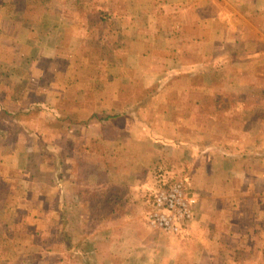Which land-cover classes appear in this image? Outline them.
<instances>
[{"label": "rangeland", "instance_id": "374dc122", "mask_svg": "<svg viewBox=\"0 0 264 264\" xmlns=\"http://www.w3.org/2000/svg\"><path fill=\"white\" fill-rule=\"evenodd\" d=\"M111 6L110 0H0L1 59L12 60L22 54L20 49L15 48L14 43L8 39L7 33L20 36L23 31L26 30V33L33 27L40 38L48 32L55 37L61 27H69L64 26L67 23L75 27L76 38L80 39L74 45V52L67 53L70 55V62L76 64L77 68L79 67L77 86L69 90L66 101L63 103L67 111L60 113V117L57 118L58 122L51 120L47 113H45V118L40 117L38 112L11 116L26 121L33 118L31 121H36L35 124L39 128L38 133L45 139H52V134L59 132L62 135L63 130L60 127L63 125L60 122L62 119L64 122L69 120L78 122L81 119L72 111L82 99V95L74 93L85 90L91 92L92 90L98 94V99L100 91L104 94L103 96H106L107 84L101 77L108 75L112 68L117 67L120 70L121 66L116 65V62L114 66L108 62V66L105 57L110 58V54L116 51L117 57L114 60L121 62L125 57L122 56L124 50L129 51L126 47L132 37L130 27H128L129 23L126 20L128 18L121 17L119 11ZM49 7L53 11L48 12ZM113 9L115 12L111 14ZM1 30L4 33L7 31L6 38L2 36ZM100 38L105 40L104 47L98 46L97 40ZM40 41L43 43L44 39ZM162 43L163 41H153L144 48L147 55L151 54L150 65H142V58L138 56L142 48L138 49L140 46L135 44L136 56L133 61H130V66H127L129 70L127 72L122 70V73L124 75L134 74L139 79L142 77L144 67H151L150 70L162 72L165 68L173 66L160 65L159 58L154 59L153 54H157ZM95 49L100 51L103 49L104 56H106L97 58L94 56ZM88 53H90L89 58L85 57ZM62 61L58 62L61 65H59L60 68L64 65ZM45 64L47 63L43 62L41 67ZM216 66V77L212 83L216 91L214 97L210 95V92L209 95L206 94L204 88L208 81L203 78L192 81L193 87H197L194 94L190 92L179 94L177 91L173 94H170L171 92L166 94V90L157 88L149 94L142 95V90L135 81L133 95L136 97L132 99H135L134 102L138 104L146 103L145 109L143 107L131 109L132 94L128 90L132 89L133 82L123 80L119 86L121 93L119 103L125 109L101 115L94 114L87 121L96 122L100 120L99 118L107 116L123 117L124 123L122 122L121 128L107 129L109 128L107 127L105 129V125L97 127L92 125L83 131L81 127L75 128L68 139L62 137L56 143L53 142L52 146L56 148L55 151H52L54 148L49 145L46 149L44 148L46 151L42 157L31 160V171L37 178L33 175L34 181L29 185L25 183L29 179L16 173L14 168H2L0 170L2 173L0 175V264H108L111 260L110 248L118 247L117 250L121 251L122 246L112 244L113 225L101 222L100 218L115 209L112 207L114 198L122 200L128 194L126 190V188L129 189L128 185L131 182L137 183L142 178H145L148 183L144 186V194L141 193L143 194L142 199L135 198L139 201L135 207L129 209L125 205L124 208L136 212L141 230L142 228L147 232L152 230L156 238L150 244L151 246L158 244L153 248L160 252V262L162 259H169L167 253L161 251L172 249L174 246L178 247L176 240L187 238L186 230H189V227L187 226L180 234L154 230L148 225V214L155 195L167 185L166 182L183 180L196 195L198 202L204 200L205 206L208 207L207 202L212 200L217 213L216 218L226 224L232 221L234 231L228 229L227 234L219 235L222 242L214 243L217 248L213 250L215 251L213 257L200 254V251H196L195 244L189 240L186 241L183 245L185 252H181L184 255L177 258L176 263L264 264V256L259 255L258 251L257 255H227L234 249L243 247L244 240L237 238L239 237L238 231L242 228L251 237L250 251L254 252L256 242L253 240L254 236H262L264 239V81L253 83L248 79L245 83L248 84L245 95H228L221 90L224 87V81L220 77L223 72L222 65L217 64ZM114 69L113 75L116 73ZM21 70L24 71V69ZM34 84L40 87L42 82L36 81ZM162 84L167 83L162 82ZM177 84L179 91L190 87L188 81H180V79L177 80ZM138 90L139 94H136ZM160 105L161 109L158 111ZM169 105L181 109L172 111L169 110ZM8 117L2 118L9 121ZM171 118L184 121V124L181 128H174L168 123ZM132 121L139 122L136 124L134 122L135 125L131 126ZM142 121H146L148 126L142 124ZM110 122L111 124L106 126L114 127V121ZM151 123L157 126L150 128ZM159 123L161 127H158ZM0 124H4L2 120ZM12 130L14 135L20 132L17 128ZM144 131L150 132L151 135L154 133L152 140L156 139L155 135H162L166 138L178 136L184 140L197 138L202 148L203 146L208 147L209 150L205 152L208 153V158L200 159V157H206V154L202 155L198 152L199 150L193 149L191 153L194 154L189 153V150H185L182 155L178 152L175 154L171 148L170 153H166L162 148L156 149V146L151 147L149 144L138 143V140L136 146L139 145L138 148L141 151L149 150V160L145 163L150 167V171L145 177H137L134 173L126 171L127 162L124 159L118 160L115 163L117 166H114L110 160L99 162L100 160L95 155L86 154V157L80 160L81 166L78 170L79 164L75 163V157L78 156L71 155L72 149L86 151L88 147L93 148L94 137L98 132L106 137L114 138L119 135L127 136V134L132 137H141ZM14 139L16 140L15 137H11L10 141L15 142ZM120 146L126 149L130 145L120 143ZM66 149L68 150L67 156H65ZM40 161H48L49 165L57 170L56 180H52V176L48 174L38 172ZM198 168V172H195ZM208 168L212 169L213 174H208ZM111 172L114 175L108 174ZM160 172H163L162 176H159ZM109 180L122 185V187L118 186L119 194H111V184L107 182ZM52 181H56V184L59 181V184L64 187H57L53 190L50 188ZM96 185L104 187L98 189ZM221 189L225 192L223 193ZM212 190L215 192H211ZM218 196L220 198L217 200ZM223 204L228 211L224 214ZM240 218H246L247 225L242 224ZM259 227L262 234L257 235L254 231ZM226 228L224 226L225 230ZM134 235L132 231L126 240H132L131 237ZM246 247L250 246L246 245ZM171 262L169 264L175 263L174 260Z\"/></svg>", "mask_w": 264, "mask_h": 264}, {"label": "crops", "instance_id": "0c3cea01", "mask_svg": "<svg viewBox=\"0 0 264 264\" xmlns=\"http://www.w3.org/2000/svg\"><path fill=\"white\" fill-rule=\"evenodd\" d=\"M110 3L112 8L119 11L121 17L126 16L128 18L126 20L129 23L128 27H130L132 35L126 47L129 51L124 50L122 56L125 57L121 62L114 60L117 57L116 51L114 54H110V58L105 57V62L108 66L109 64L114 66V62H116V65L121 66L120 70L117 67L115 69L112 68L108 75L101 77L107 84L106 96H103L104 94L100 91L98 99V94L92 90L91 92L85 90L84 92L77 91L74 93L75 95H82V99L78 101L76 108L72 111L73 114H76L81 119L78 122H71L70 120L64 122L62 119L60 121L63 123L60 126L63 130L62 135L59 132L55 135L51 133L52 139H45L38 133L39 128L35 124L36 121H31L33 118L26 121L19 118L18 120L16 116H13L38 112L40 117L45 118V113H47L51 120L58 122L57 118L60 117V113L67 111L63 107V103L66 101L65 98L69 90L77 86L76 79L79 71V67L77 68L76 64L70 62V55L67 54L68 52H74L75 43L80 41L74 33L75 27L65 23L64 26L69 27H61L55 37L48 32L42 35V38L37 32L35 33L33 27L28 29L26 33V30L23 31L20 36H14L12 33L8 34L6 31L8 39L14 43L15 48L20 49L22 54L12 60L0 58V119L4 123L0 124V170L2 168H14L16 173L29 179L25 183H28V185L33 183V175L35 176V174L31 171V160L36 157H42L49 145L52 146L53 142L56 143L62 137L68 139L77 127H81L83 131V129L85 130L92 125L97 127L111 124V122H101L100 120L96 122L90 121L86 124L85 122L94 114L101 115L125 109L119 103L121 94L119 86L123 80L129 83L133 82L132 89L128 90L132 94L130 98V105H133L132 110L134 107H137V109H140V107L145 109L147 107L146 103L138 104L134 102L135 99H132L136 97L133 95L136 82H138L142 90V95L149 94L157 88L163 89V91L166 90V94L169 92L173 94L176 91L179 94H186V92L194 94L193 92L196 91L197 87H193L192 81L197 78H203L208 81L204 88L207 92L206 94L209 95L210 92V95L214 97L216 91L212 83L216 77L217 64H221L223 68L220 77L224 81V87L221 90L225 94L232 96L245 95L248 88V84L245 83L248 79L251 82L253 81V83L254 81H264V0H110ZM48 9V12L53 11L51 7ZM115 9H113L111 14L115 12ZM54 12L56 13L55 10ZM6 33L2 32V36L5 38L7 36ZM41 39H44L43 43L40 41ZM153 41H163L157 54H153L155 56L154 59L157 60L159 58L160 65H173L171 66L173 68L169 66V68L167 67L161 72L160 70H150L151 67H144L142 77L139 79L134 74L124 75L122 70L127 72L130 61H133L136 56L135 53L137 52L134 51L135 44L140 46L138 49L142 48L140 55H138L142 58V65L151 64V54L147 55L144 48ZM60 60H63L62 63L65 65H62L63 68L59 67L60 64L58 62ZM43 62L47 64L41 67ZM101 62L103 63V60ZM21 69H24V71ZM113 69L116 72L114 75L112 74ZM145 70L147 71L144 72ZM179 79L180 81H188L190 87L179 91L177 84ZM36 81L42 82L40 87L34 84ZM162 82L167 84L164 85ZM136 94H139V90ZM159 109H161V105L157 110L159 111ZM180 109V107L176 108V106L169 105V110L178 111ZM4 116H9L7 119L9 121H5L2 118ZM134 122L132 121L131 126H134L139 121L133 124ZM183 122L171 118L168 123L174 128H181L182 124H184ZM142 124L148 126L146 121H142ZM188 124L193 127L190 123ZM156 126L151 123L149 127L153 128ZM158 127H161V123H159ZM13 128L20 129V132L14 135ZM152 135L150 132L144 131L141 137H132L127 134V136L122 137L119 135L112 138L98 132L94 137L93 148L88 147L86 151L72 149L71 155L78 156L75 157L77 161L75 163L79 164L78 170L81 166L80 160H83L86 154L95 155L100 160L99 162L110 160L114 166H117L115 163L118 160L124 159L127 162L126 171L134 173L137 177H145L146 173L150 171V167L145 163L146 160H149V150L141 151L138 148L139 145L136 146L140 142L149 144L151 147L156 146V149L162 148L166 153H170L169 150L171 148V151L175 152V154L178 152L179 155H182L185 150H189V153L193 152L191 151L192 149L199 150L200 154H206V157H200V159L208 158V153H205L209 150L208 147L203 146L202 148L197 138L184 140L178 136L166 138L162 135H155L156 137L154 138L156 139L152 140ZM11 137L16 138V140L14 139L15 142L10 141ZM138 140L139 142L137 143ZM9 142L13 144L10 145ZM120 143L124 145L128 143L130 146L125 149V147L120 146ZM52 147L54 148V146ZM55 150L56 148L52 149V151ZM67 152L68 150L66 149L65 156H67ZM74 167L76 168L75 165ZM122 168L125 169L124 167ZM38 169L40 170L38 171L39 173L52 176V180L58 176L57 170L51 167L48 161H40ZM198 170L199 168L195 172H198ZM207 172L208 174H213L212 169L208 168ZM0 175H2L1 172ZM35 178L37 177L35 176ZM107 182L111 184V194H119L118 186L122 187V185L110 180ZM51 184L50 188L53 190L57 189V187H64V185L59 184V181L58 185L56 181H52ZM147 185L145 178L138 180L137 183L131 182L128 185L129 189L126 188L127 196L122 200L114 198L112 207H115V209L100 218L101 222L113 225L111 231L112 244L114 246H122L121 251L117 250L118 247L110 248L111 260L108 264H169L173 260L174 264H177V258L184 255L181 252H185L183 245L188 240L196 245L195 249L200 251V254L213 257L215 254L213 250L217 248L214 243L220 244L222 242L220 236L227 234L228 229H232L233 226L232 221L226 224L216 218L215 215L217 213L212 200L207 202L208 207L205 206V201L203 200L198 202L194 217L188 224L189 230H186L187 238L176 240L178 247L163 249L161 252L167 253L169 259L159 261L160 252L153 248L158 244L156 243L152 246L150 244L156 238L152 234V230L149 232L143 228L141 230L136 212L132 209L129 210L131 207H135L136 203H139L135 198L142 199L145 191L144 186ZM103 187V185L98 187L96 185L98 189H103ZM221 190L223 193L225 192V190ZM136 191L138 192L137 194L135 193ZM211 192L215 191L212 190ZM219 198V196L216 197L217 200ZM125 205L129 209L124 208ZM217 207L219 208V205ZM222 210L224 211L223 214L227 210L224 204ZM245 219L240 218L242 224L247 225L248 221H245ZM139 220L142 221L140 217ZM224 226L227 227V230L224 229ZM135 227L136 229H134ZM260 227L258 230L255 228L254 232L257 235L262 234ZM132 231L135 233L131 237L132 240H126V237L128 238ZM238 233L239 237L237 238L244 240L243 247H238V249H234L233 252L227 255H257L259 253V255L264 256V239H262V236L253 237V240H256L253 252L250 251L251 237L246 230L242 228ZM180 244L182 247L179 246ZM246 245L250 247L247 248ZM229 264L232 263L229 262ZM240 264L242 263L240 262Z\"/></svg>", "mask_w": 264, "mask_h": 264}, {"label": "built area", "instance_id": "2783aa9c", "mask_svg": "<svg viewBox=\"0 0 264 264\" xmlns=\"http://www.w3.org/2000/svg\"><path fill=\"white\" fill-rule=\"evenodd\" d=\"M166 184L153 199L148 225L154 230L180 234L192 221L198 199L183 180Z\"/></svg>", "mask_w": 264, "mask_h": 264}, {"label": "trees", "instance_id": "16d2710c", "mask_svg": "<svg viewBox=\"0 0 264 264\" xmlns=\"http://www.w3.org/2000/svg\"><path fill=\"white\" fill-rule=\"evenodd\" d=\"M104 38H100L99 40H97V42H98V46L100 47V46H102V47H104V45H105V40H103ZM106 47V46H105ZM94 56H96L97 58L98 57H100V58H102L103 56H104V53H103V49H102V51H100L99 49H95V55ZM106 56V55H105ZM104 56V57H105ZM85 57H87V58H89L90 57V53H88L87 55H85ZM86 58V59H87ZM118 118V117H117ZM115 118V116H107V117H104V118H99L100 119V121L101 122H110V121H114V127H109V128H107L106 127V125H105V129L107 128V129H113V128H121V125H122V122L124 121L123 120V117L122 118ZM115 119V120H114ZM89 122H86V124H88ZM160 175L159 176H162V174H163V172H160L159 173Z\"/></svg>", "mask_w": 264, "mask_h": 264}]
</instances>
